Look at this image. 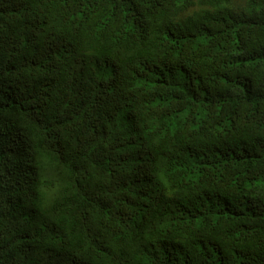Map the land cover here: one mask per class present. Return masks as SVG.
I'll use <instances>...</instances> for the list:
<instances>
[{"label": "trees", "instance_id": "trees-1", "mask_svg": "<svg viewBox=\"0 0 264 264\" xmlns=\"http://www.w3.org/2000/svg\"><path fill=\"white\" fill-rule=\"evenodd\" d=\"M0 264H264V0H0Z\"/></svg>", "mask_w": 264, "mask_h": 264}]
</instances>
